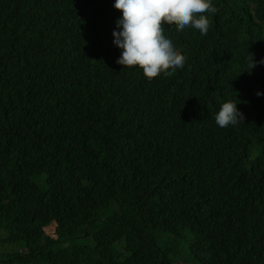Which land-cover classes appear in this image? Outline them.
<instances>
[{"label": "trees", "instance_id": "obj_1", "mask_svg": "<svg viewBox=\"0 0 264 264\" xmlns=\"http://www.w3.org/2000/svg\"><path fill=\"white\" fill-rule=\"evenodd\" d=\"M114 2L0 0V264H264V0L165 25L186 62L151 80Z\"/></svg>", "mask_w": 264, "mask_h": 264}, {"label": "clouds", "instance_id": "obj_2", "mask_svg": "<svg viewBox=\"0 0 264 264\" xmlns=\"http://www.w3.org/2000/svg\"><path fill=\"white\" fill-rule=\"evenodd\" d=\"M113 7L122 14L116 21L119 31L112 32L113 44L120 49L115 62L122 68L138 67L149 80L161 73L172 75L186 62V56L164 34L165 25H175L177 31L191 27L206 36L210 22L204 14L218 12L211 0H115ZM257 64L264 65V58L254 61V54L248 53L245 71L251 74ZM236 105L227 101L220 106L215 115L219 127L244 123L245 116Z\"/></svg>", "mask_w": 264, "mask_h": 264}, {"label": "rangeland", "instance_id": "obj_3", "mask_svg": "<svg viewBox=\"0 0 264 264\" xmlns=\"http://www.w3.org/2000/svg\"><path fill=\"white\" fill-rule=\"evenodd\" d=\"M46 233H48V234H53V233H54V226L47 227V229H46ZM173 264H187V263H184V262H177V263H173Z\"/></svg>", "mask_w": 264, "mask_h": 264}]
</instances>
